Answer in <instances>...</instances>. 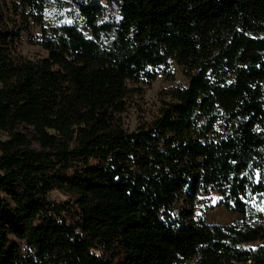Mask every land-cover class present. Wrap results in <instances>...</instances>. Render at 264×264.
<instances>
[{
	"label": "trees",
	"instance_id": "obj_1",
	"mask_svg": "<svg viewBox=\"0 0 264 264\" xmlns=\"http://www.w3.org/2000/svg\"><path fill=\"white\" fill-rule=\"evenodd\" d=\"M106 1L76 0L84 30L0 1V264H264V0ZM171 65L187 84L125 128ZM209 147L241 152L242 224L193 215Z\"/></svg>",
	"mask_w": 264,
	"mask_h": 264
},
{
	"label": "rangeland",
	"instance_id": "obj_2",
	"mask_svg": "<svg viewBox=\"0 0 264 264\" xmlns=\"http://www.w3.org/2000/svg\"><path fill=\"white\" fill-rule=\"evenodd\" d=\"M0 1L9 8V15L12 16L11 9L17 0ZM101 4L104 6L101 21L119 19L114 2L101 0ZM63 25H76L84 30L76 0H47L44 27L48 29ZM39 34L40 29L34 26L30 29V34H21L18 50L23 56L30 59L46 57L47 53L35 44ZM171 69L172 79L159 75L148 88L142 84L132 86L139 87L141 92L135 93L129 100L127 111L122 116L125 128L133 130L143 121H149L156 115L161 103L168 100L166 92L187 84L186 78L175 65H171ZM2 138L0 133V139ZM244 171L242 155L238 149L209 147L204 158L203 187L192 209L194 217H202L208 224H242L246 204ZM49 197L53 201L64 199L57 191L52 192Z\"/></svg>",
	"mask_w": 264,
	"mask_h": 264
}]
</instances>
